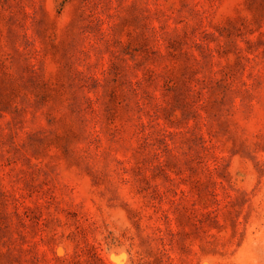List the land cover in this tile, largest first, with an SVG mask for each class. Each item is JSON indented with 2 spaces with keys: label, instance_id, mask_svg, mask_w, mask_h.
<instances>
[{
  "label": "rangeland",
  "instance_id": "1",
  "mask_svg": "<svg viewBox=\"0 0 264 264\" xmlns=\"http://www.w3.org/2000/svg\"><path fill=\"white\" fill-rule=\"evenodd\" d=\"M0 264H264V0H0Z\"/></svg>",
  "mask_w": 264,
  "mask_h": 264
}]
</instances>
